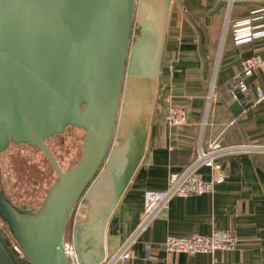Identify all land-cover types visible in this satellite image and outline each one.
<instances>
[{"label": "water", "instance_id": "95a60500", "mask_svg": "<svg viewBox=\"0 0 264 264\" xmlns=\"http://www.w3.org/2000/svg\"><path fill=\"white\" fill-rule=\"evenodd\" d=\"M168 2L0 0V173L3 152L14 147L39 192V206L28 210L2 199L8 230L26 258L18 259L0 233V264H71L67 225L79 201L93 187L114 198L124 192L143 152L160 65L161 35L153 31L165 21ZM138 16L147 19V31L134 54ZM125 86L139 95L132 109H121ZM233 91L237 115L251 103ZM119 125L135 128L130 150L113 143ZM76 141L80 156L64 168L54 145Z\"/></svg>", "mask_w": 264, "mask_h": 264}, {"label": "crops", "instance_id": "0c3cea01", "mask_svg": "<svg viewBox=\"0 0 264 264\" xmlns=\"http://www.w3.org/2000/svg\"><path fill=\"white\" fill-rule=\"evenodd\" d=\"M168 1L165 21L152 30L161 35L160 65L138 166L120 197L93 187L73 213L70 240L80 247L85 264H104L114 257L142 220L145 191L165 189L169 173L191 165L214 139L225 145L264 146V100L256 102L264 70L248 78L250 93L242 101L251 105L237 115L230 109L235 99L231 83L242 60L253 54L264 56V36L236 44L233 24L264 4ZM171 105L186 109L185 124L168 122ZM122 131L124 140L118 146L130 150L137 140L135 128L130 125ZM219 161L226 173L223 182L209 193L171 198L130 246V256L114 264H264V151L229 153ZM201 170L210 177L209 167ZM218 229L238 236L236 249L188 254L167 251L163 244L168 235Z\"/></svg>", "mask_w": 264, "mask_h": 264}, {"label": "built area", "instance_id": "2783aa9c", "mask_svg": "<svg viewBox=\"0 0 264 264\" xmlns=\"http://www.w3.org/2000/svg\"><path fill=\"white\" fill-rule=\"evenodd\" d=\"M258 1V0H257ZM233 37L236 44L248 43L256 38L264 36V6L251 10V15L233 24ZM264 70V56L253 54L242 60L240 70L232 79L231 85L239 88L243 95L248 96L250 85L248 78L259 71ZM256 102L264 100V86H256ZM166 119L172 125H183L187 121V111L179 105H171L168 108ZM264 151L263 145L237 143L225 145L219 138L214 139L206 149H201L195 161L181 171H171L168 184L165 189H148L144 194L143 217L134 235L128 239L123 247L104 264H114L124 261L131 254L130 246L136 238L145 231L152 221L167 206L173 197H187L189 195H202L212 192L216 184L226 179L219 158L236 152ZM203 166L211 169L210 177H206L201 170ZM5 223L0 220V233L5 230ZM4 236V235H3ZM10 247L18 259L26 258V254L20 244L12 236L7 235ZM238 236L231 230L218 229L209 234L193 233L188 236L168 235L164 240L167 251L178 253H208L215 254L218 251H231L237 248ZM66 251L71 264H81L75 246L71 240L66 242Z\"/></svg>", "mask_w": 264, "mask_h": 264}, {"label": "rangeland", "instance_id": "374dc122", "mask_svg": "<svg viewBox=\"0 0 264 264\" xmlns=\"http://www.w3.org/2000/svg\"><path fill=\"white\" fill-rule=\"evenodd\" d=\"M146 24L147 19L139 16L136 18L133 29L132 49H135L137 45L141 44L140 41L143 37V29ZM157 37H159V35H157ZM138 96L139 95L136 92L134 94V91L131 88L125 86L123 88V93L121 97V109H127L134 101L135 102L132 103V105L138 103ZM132 105L131 107H133ZM123 135L125 134L123 133V131H121V126L119 125L113 139V143L116 146L123 143ZM54 147L55 153L64 168H69L73 166L76 163L78 157L80 156V145L77 141L72 145H59L58 143H56ZM31 174L32 173L30 167L23 159L22 154H20V152H17V149L12 147L9 150L3 152L1 158L0 178L1 180H3L4 186L2 187V185H0V220L3 221L5 224V214L1 206L2 199L4 197L9 196L10 200H12L15 204L24 205L26 208L29 209H33L34 207L39 206L38 186L36 185ZM73 215L74 214L71 215L70 219L73 218ZM66 238L67 241L70 239L69 222L67 227Z\"/></svg>", "mask_w": 264, "mask_h": 264}, {"label": "trees", "instance_id": "16d2710c", "mask_svg": "<svg viewBox=\"0 0 264 264\" xmlns=\"http://www.w3.org/2000/svg\"><path fill=\"white\" fill-rule=\"evenodd\" d=\"M251 14H249L248 16H250ZM0 185H2V187L4 186V184H3V180H1V178H0ZM8 199L10 200V198H9V196H8ZM11 202H12V200H10ZM13 203V202H12ZM16 205V204H15ZM34 208H36V207H34ZM23 209L25 210V209H29V208H26V207H23ZM74 213V212H73ZM67 227H68V225H67ZM71 227H72V218L71 219H69V237H70V231H71ZM5 230H4V233H5V235L7 236V235H9L10 237L12 236L11 235V233L9 232V230H8V227H7V224L5 225ZM66 235H67V233H66ZM13 237V236H12ZM14 238V237H13ZM15 239V238H14ZM70 240V239H69Z\"/></svg>", "mask_w": 264, "mask_h": 264}, {"label": "bare ground", "instance_id": "6f19581e", "mask_svg": "<svg viewBox=\"0 0 264 264\" xmlns=\"http://www.w3.org/2000/svg\"><path fill=\"white\" fill-rule=\"evenodd\" d=\"M140 42H141V41H140ZM139 49H141V44H140V45H137V46L135 47L134 54L138 53V52H139V51H138ZM137 82H138V85H139V89H142L144 85L141 84V80H140V81L137 80ZM120 149H122V148H120ZM122 151H125V149L123 148Z\"/></svg>", "mask_w": 264, "mask_h": 264}, {"label": "flooded vegetation", "instance_id": "af4514ba", "mask_svg": "<svg viewBox=\"0 0 264 264\" xmlns=\"http://www.w3.org/2000/svg\"><path fill=\"white\" fill-rule=\"evenodd\" d=\"M2 158V157H1ZM0 175H1V173H0ZM13 202V201H12ZM13 204H15L14 202H13ZM17 205V204H16ZM17 206H19V207H25L24 205H17Z\"/></svg>", "mask_w": 264, "mask_h": 264}]
</instances>
